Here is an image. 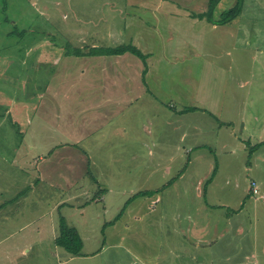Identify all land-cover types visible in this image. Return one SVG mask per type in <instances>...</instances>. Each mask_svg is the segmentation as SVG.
<instances>
[{"label":"rangeland","instance_id":"1","mask_svg":"<svg viewBox=\"0 0 264 264\" xmlns=\"http://www.w3.org/2000/svg\"><path fill=\"white\" fill-rule=\"evenodd\" d=\"M156 2L0 0V212L4 215L0 236L9 235L7 247H0V264H62L59 252L64 250L48 241L51 234H58L60 216L67 217L79 230L84 250L94 254L66 264H143L156 255L157 264H264V229L255 228L264 224L250 217L251 205L244 206L241 227L235 225L243 228V234H237L235 228L220 234L225 216L220 218L219 214L231 212L238 199L220 191L212 198L206 196V178L201 184L198 180L203 177L204 166L208 167L206 174L212 162L221 166L219 161L228 157V152H210L211 147H202L208 158L184 171L192 153L185 151L188 135L184 142H180V136L188 132L194 117L187 111L178 117L171 112L177 113L183 107L178 103L190 100V80L184 79L187 69L180 65L169 72L175 92L162 93L140 87L136 73L140 59L129 52L99 57L66 55V51L93 45L137 44L132 38L142 28L131 24V18L138 20L140 3L151 4L146 5L150 11H161L153 7ZM174 3L180 9L170 11L199 12L191 0ZM199 6L205 8L206 1L201 0ZM158 14L147 12V27L142 23L146 32L154 24L155 31L160 28L171 32L164 37H151L150 32L155 53H163L169 42L174 49L186 46L188 51L196 44L200 54L182 58L185 66L193 69V79L201 81L204 72H209L206 82L223 83L216 85L223 87V92L212 95L226 99L218 114L235 121L242 117L236 132L238 145L244 147L237 152L242 157L228 161L219 171L221 181L225 175L230 176V182L234 174L242 177L240 186L245 192L250 181L264 172V161H260L262 156L264 160V146L256 147L264 139V132L257 129L264 127V0H244L239 22L227 29L224 25L210 29L208 25L199 33L195 28L193 34L182 24L173 34L168 26L180 17L174 20ZM148 37L144 40L142 36L137 47L149 50L148 43L144 44ZM191 38L192 44L186 42ZM126 62H132V66ZM167 68L164 65L166 72ZM120 70L124 77H119ZM127 76H132L133 89L127 85ZM257 94L260 99L255 105L249 104ZM170 95L179 100L165 98ZM207 122L214 125L217 121ZM244 123L246 128L241 132ZM125 132L131 137L127 145H121ZM207 133L208 146L222 143L230 149L224 134ZM245 167L252 169L245 171ZM99 168L115 172L112 187L116 193L108 194L106 200L113 204L120 198L118 187L128 188L130 183L135 189L143 182L147 213L144 205L139 206L143 219L133 221L127 230L115 229L117 225L108 227L105 220L112 218L109 214L96 215L102 207L92 200L99 189L94 181ZM182 171L184 177L179 176ZM231 187L233 182L226 189L232 191ZM83 202L85 215L81 211L77 216L74 207L81 208ZM255 208L264 210L260 203ZM204 220L209 221L205 231L210 233L204 244L214 237L219 240L206 249L194 248L193 241L200 236L194 232L195 223ZM39 229L45 232L38 234ZM188 246L192 247L189 251L197 253L196 260L177 259L175 248L179 251Z\"/></svg>","mask_w":264,"mask_h":264},{"label":"crops","instance_id":"2","mask_svg":"<svg viewBox=\"0 0 264 264\" xmlns=\"http://www.w3.org/2000/svg\"><path fill=\"white\" fill-rule=\"evenodd\" d=\"M155 2V0H152V2ZM156 4L153 6L155 8H157V10H161V11H150L149 10V6L147 7L146 5H151V4H147V3H140L139 6L140 9L138 11H141V13L136 12V17L137 19H141V20H136L135 18H131L132 23L131 24H139L142 28V31H138L136 33H134V36L132 38V40L134 42H137L136 47L138 46V43L140 41V38L143 36L144 40H145V36L148 35V41H145V43H148L149 46V50L143 51L142 49H140L139 47H137L143 54H147V58H146V72L143 75L142 70L144 68L143 62L140 59V63L138 65V67L136 68V73H139L138 79H139V85L141 88H145L151 91V89H154V91L156 92H167L170 93V91H174V83L173 81L170 79L169 77V72H172L175 69H178L180 67V65H182L184 67V69H187L186 72L188 73V75L184 76L185 81H189V90H188V97L190 98V100L188 99V103L184 102V103H178L180 105H182V109L178 110L177 113H173L171 112L172 116H180L182 115L185 111L190 112L191 116H192V121L191 123L188 125L189 128H187L188 132L183 131L182 132V137L180 136V142H184L187 138V135L189 137V145L186 147L185 151L187 150L189 153H192L191 156L188 157L187 159V165L185 166L184 171L187 169L188 166H195V163L199 160L201 161L202 159H207L208 157L206 156V152H201L202 147H211L210 148V152H215V150L217 152H228L226 154H229L228 157H224V159L222 160H218V157L216 158L220 163L221 166H227L228 165V161H233L234 159H237V157L241 158L242 154H240L238 156L237 152L239 151H243L244 147L243 144L238 145L239 142V138L238 135V122L239 120L242 118H238L237 121H235L232 117H226V118H221V114H218L219 111H223V104L225 105V101L221 96H217V97H212L213 94L215 93H220L223 92V87H217L216 85H223V83H212V82H206L205 81V76L209 75V72H204L203 74V78L200 81L194 80L193 76H194V72L193 69L191 67H186L185 64L182 61V58H188L189 56H198L200 54V52H197V50H195L197 48L196 44L193 45V50L192 51H188V49L186 48V46H184V48H178V49H174L171 46V42H169V45H166V48L164 50L163 53L159 54V53H155V47L156 45L154 44L153 38H151L153 36V34L155 35H160L162 37H164L165 35L168 36L170 35V31H161V29L159 28L158 31H155V27L156 24H154L153 27H151V25L148 27V30L146 32V29L144 27H142V23H144L145 27H147V24L144 20L145 14L147 12H158L159 14L157 16H162L163 14L171 16L172 19H177V17H180V20L176 23H170L169 24V29H171L173 32V34H175L174 32L176 31V29L178 28L179 24H182V26L185 28L186 32H190L191 34H193L194 29H197V33L201 32L202 30L206 29L207 26H210V29H214V26L217 27H221L223 25H216V24H211L207 21V19L205 17L199 18L197 16H194L193 14H199L202 12H205L207 10V3L209 0H205L206 1V7L202 8L201 6H199V3L201 0H191V3L195 6L194 8H196L197 10H199V12H194V13H190L188 11H183V14H180L179 11L177 12H173L170 10H179L180 8L174 3L176 2V0H173L174 2H171L169 0H156ZM235 0H219L215 9V16L214 19H216L218 17V15L220 14V12H222L224 10V8L226 7H230L233 5ZM243 4H244V0H243ZM241 13V12H240ZM240 13L237 17H235L233 20H231L230 22L224 24V28L223 29H227L228 26L232 25V24H236L237 22H239V16ZM152 16H154V18H157L155 15H153L151 13ZM159 27V26H158ZM150 30V31H149ZM149 31V33H148ZM150 32L151 33V37H150ZM138 36L139 38H136L135 36ZM196 35V34H195ZM199 35V34H198ZM200 36V35H199ZM196 37V36H195ZM192 39V38H191ZM187 40L186 42H190L191 44L193 43L194 39L192 40ZM136 40V41H135ZM195 41L197 42V38H195ZM189 43V44H190ZM143 45V42L140 44ZM126 55H128V52L124 53ZM125 55V56H126ZM133 55V54H132ZM124 56V57H125ZM135 56V55H134ZM77 57V56H76ZM95 57H99V56H95ZM116 58V57H115ZM127 66H132V62H126ZM164 65H167L169 68H167V72L164 70ZM166 69V68H165ZM120 76L119 74H117L120 78L124 77L122 74V71L120 70ZM129 74V73H128ZM127 78V85L128 87H130L131 89H133V81H132V76L131 77H126ZM166 82V83H165ZM241 83H239L238 86H240ZM244 84V83H243ZM237 86V87H238ZM229 87V85H228ZM120 89H123V86L120 87ZM148 90V91H149ZM211 90V91H210ZM179 94V93H178ZM125 93H122L121 96H124ZM259 94H257V97L252 100L251 102H249V104L251 105H255L256 102L260 99L258 97ZM171 96V97H170ZM167 96L165 98H171L172 100H179V98L175 95H170ZM162 98V99H165ZM221 98V99H220ZM122 100V99H121ZM175 100V102H177ZM193 101V104L190 106L191 102ZM187 104L189 109L186 110ZM258 105V104H257ZM191 107V108H190ZM184 108V110H183ZM182 117V116H181ZM196 118H198L199 120H197ZM251 118V116H250ZM212 119L213 121H217L216 123H211L209 124L207 121ZM253 120L252 118L250 119V123H252ZM236 124V125H235ZM243 124V123H242ZM246 123H244V125H242V129L241 132H243L246 128ZM263 125H261V127H258L257 129L259 130V132H264V127H262ZM213 127V129H212ZM216 132L215 135H220V134H224L227 137V141L228 143H231L230 149L226 148V145H222V143H218L217 145H215V147L208 146V143L206 142V137L205 136H210L207 132ZM125 136L123 137V140L120 142V144H124L127 145L129 143V138L131 137L130 133L125 132L124 134ZM204 135V136H203ZM259 143L256 144V147L260 148L262 146H264V139H262L261 141H258ZM201 143L204 145H201ZM188 144V143H187ZM213 144H215V142H213ZM222 145V146H221ZM221 146V149H215L216 147ZM182 148H184L183 146H181ZM200 147V149H199ZM180 148V146H179ZM199 149V151H198ZM237 155V156H236ZM212 160V159H210ZM260 161H264L263 160V156L261 158ZM257 165V163H255V166ZM218 167V165H214L213 166V162L210 164V169L207 172L208 167L204 166L203 169L205 170L204 174H202L203 177H200L198 180L200 181V184L202 183V181L204 180L203 178H206V182H205V195L206 196H211V198L213 196H215L216 193L223 192L225 194H230L231 197L235 198V200L238 199L237 203L231 207V212H227V211H222L223 213L219 214L220 218L224 217V228L222 230H220V234L222 233H226L228 232L229 228H235V232H237V234H243V228H239L235 225H239L241 227V225L243 224V215H244V206L245 204L247 205H251V209L249 210V215L250 217H256L257 221L259 220L260 223L264 224V210H260L259 208H255V205L260 203L261 207H264V203L261 200H264V172H262L259 177L255 176V178L253 180L250 181V185L248 187V189L244 192V188H242L240 186V180L242 179V177H237L235 174L232 178V181L234 183V187L232 188V191H230V189H226V186L228 183L230 182V176L225 175L223 178V181H221V172L219 171L220 167ZM252 169V167H245V171H250ZM256 169V168H255ZM258 170V168L256 169ZM184 171H182L180 173V177H184ZM138 174L141 175L140 177H144L143 173H141V169L138 171ZM115 178V172L114 171H108L107 169L104 168H99L98 173L96 174L94 172V181L95 183L99 186L98 192H97V197L92 199L94 200L95 204L97 203V205H101L102 207L99 208V210H97V214L99 216V214L104 215V214H109L110 216H112L111 219L105 220V223L107 222V226L108 227H112V226H116L115 229H117V227H122L123 230H127V227L130 226V224L133 223V221H140L142 220V216L139 213V206L141 207L142 205L145 206L144 208V213H147V208L146 207V199L143 200L147 195V191L143 190L145 187H143V182H142V186L141 187H133L135 189H132L130 187V183H128L129 187H118V191H117V196H120V198H118L119 200L113 204V202H109L106 201L107 200V196L108 194L114 193V187H112L114 185L112 178ZM197 180L196 183H199V181ZM121 181V180H120ZM164 182H167V180H165ZM251 182H254L256 188H257V192L256 193H252L251 190ZM197 188V187H196ZM197 190V189H196ZM199 190V189H198ZM129 192V193H128ZM199 195H200V191ZM116 193V192H115ZM134 195V196H133ZM133 196V198H132ZM245 198V199H244ZM135 200V201H133ZM89 202V201H88ZM64 204V201L63 203ZM216 205H224L219 201H215ZM3 205V201H0V207ZM74 210L77 211V216L79 214V212H84L85 215V209H84V202L81 208H78V206L74 207ZM205 214H207V211L205 212ZM45 215V214H44ZM3 214L0 212V220L3 218ZM208 216V215H207ZM263 216V217H262ZM147 215L144 217L146 218ZM82 220H81V224L84 223V219L83 216H81ZM208 218V217H207ZM65 219L67 220L68 224H70L71 226H73L71 223H69L70 221L67 219V217H65ZM50 222H52L50 220ZM207 222L209 224V221L204 220L202 223L200 222H196L195 223V228H194V232L197 234H200L199 237H205L208 235V231H205L206 226H207ZM3 223V222H2ZM104 223V225H105ZM31 225V223H30ZM213 225V224H212ZM52 227V226H51ZM57 227V225H56ZM256 230L257 229H264V226H260V227H255ZM56 229V228H55ZM114 229V230H115ZM52 228L49 230L51 231ZM79 232V230H77ZM41 232H45V231H41L40 229L37 231L38 234H40ZM2 233V229H1V225H0V234ZM80 234V233H79ZM203 234V235H201ZM210 235V233H209ZM40 236V235H39ZM220 236V235H218ZM198 239L193 241V247L194 248H199L202 247L204 249L209 248L210 246H213V244H215V242H217L219 240V238L214 237V239H209L210 243H206L204 244V242L206 241V239ZM9 238V235L2 237L0 236V247H7L5 245V243L7 244V240ZM54 238L53 235L51 234V237L48 241H51L54 243ZM42 239V238H41ZM83 241V246H82V253L81 255L78 256H71V255H67L65 253V251L62 253L59 252V255H61V259H64L63 262H61L62 264H66L69 260L72 259H76V258H82V257H88V258H92L94 256V254L92 253H88L86 252L85 249V241ZM203 243H200V242ZM209 244V245H208ZM30 247H34V244H30ZM56 248L62 249L58 246L55 245ZM191 246L188 247H183L182 249H180L179 251H177V249L175 248L176 254H177V259H182L183 261H188L191 262L192 260H196V254L195 252L189 251V249ZM35 248V247H34ZM186 249V250H184ZM63 250V249H62ZM182 251V253H180ZM28 250L26 252V254H28ZM157 259L158 256L156 255L151 261L143 263V264H157ZM142 264V263H141ZM172 264H175L172 261Z\"/></svg>","mask_w":264,"mask_h":264},{"label":"trees","instance_id":"3","mask_svg":"<svg viewBox=\"0 0 264 264\" xmlns=\"http://www.w3.org/2000/svg\"><path fill=\"white\" fill-rule=\"evenodd\" d=\"M219 0H209L208 7L205 12L199 14H193L199 18L205 17L208 22L216 25H224L239 15L242 10L243 0H235L233 5L218 15L214 19V11ZM129 52L142 60L144 68L143 75L146 72V58L147 54H143L135 45L129 43L126 45L116 46H90L89 48L82 47V50L76 49L74 52L69 53L66 51V55L74 56H99V55H120ZM189 108H187L188 110ZM252 186V182H251ZM252 190V189H251ZM253 193V192H252ZM55 245L62 248L67 255L78 256L82 253L83 241L82 238L74 226L68 224L64 216L58 218V234L54 239Z\"/></svg>","mask_w":264,"mask_h":264},{"label":"built area","instance_id":"4","mask_svg":"<svg viewBox=\"0 0 264 264\" xmlns=\"http://www.w3.org/2000/svg\"><path fill=\"white\" fill-rule=\"evenodd\" d=\"M251 189H252V192H253V193H256V192H257V188H256L254 182H252Z\"/></svg>","mask_w":264,"mask_h":264}]
</instances>
